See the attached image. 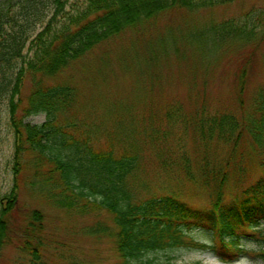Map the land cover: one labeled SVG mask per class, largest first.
I'll use <instances>...</instances> for the list:
<instances>
[{
	"label": "rangeland",
	"instance_id": "1",
	"mask_svg": "<svg viewBox=\"0 0 264 264\" xmlns=\"http://www.w3.org/2000/svg\"><path fill=\"white\" fill-rule=\"evenodd\" d=\"M22 4L23 0H0V10L9 20L5 29L10 28V22L16 31L20 28L19 23L24 21ZM227 20L234 22V27L241 24L245 30L237 35L213 31V25ZM34 28L33 34L41 24L36 23ZM249 29L256 30L252 40L246 37ZM22 50L25 52L26 48ZM47 82L68 84L76 90V102L66 116L87 124L85 127L97 137L94 146H105L108 132L120 139L124 132L131 135L130 141L116 143L115 148L120 154L122 149L135 147L139 154V165L127 178L133 197L174 193L188 205L205 209L212 191L202 184L201 157L206 151L212 164L211 161L228 155L231 145L215 139L211 144L202 142L194 131L198 113L204 108L210 114L231 112L239 119L243 113H250L252 98L264 86V0H228L197 9L172 7L135 29L102 41ZM29 85L25 81L22 97L28 93ZM240 90L242 107L238 101ZM5 100L1 102L4 105L0 120V209L1 198L13 185L10 160L14 139ZM117 119H121L120 125ZM45 120V113H38L23 121L41 124ZM255 151L244 131L229 166L225 203L233 201L241 188L262 176ZM18 184L17 200L10 213L11 241L0 250V264L28 263L27 253L20 249L24 235L21 229L35 208L44 215L36 238L37 242L41 238L43 245L36 264L119 263L113 239L104 233H92L100 226L112 229L110 215L104 211L79 215L56 207L40 193L28 162ZM262 222L260 227H264ZM186 233L185 243L143 258L153 259L154 264L260 263L249 255L225 261L210 248L188 243L191 238L213 245L215 238L210 230L195 227ZM241 244L247 250L258 247L245 235L241 236Z\"/></svg>",
	"mask_w": 264,
	"mask_h": 264
},
{
	"label": "trees",
	"instance_id": "2",
	"mask_svg": "<svg viewBox=\"0 0 264 264\" xmlns=\"http://www.w3.org/2000/svg\"><path fill=\"white\" fill-rule=\"evenodd\" d=\"M226 1L23 0L24 21L17 31L11 22L10 28L5 29L9 20L0 10V120L4 105L1 102L6 99L8 126L14 139L10 160L13 185L1 198L0 250L11 241L10 213L17 200L19 176L28 162L40 193L56 207L79 215L104 211L111 216L112 229L100 226L92 233H104L113 239L118 264H154L153 259L145 260L143 256L185 243L186 230L195 227L210 230L215 241L207 245L190 238L192 247L210 248L225 261L249 255L264 264V227H260L264 220V86L252 98L250 113L244 116L242 112L241 119L231 112L210 114L204 108L198 113L194 131L202 142L211 144L215 139L231 145L228 155L211 161L212 164L204 151L200 175L212 197L207 208L199 209L174 193L133 197L127 178L138 167L139 154L135 147L122 149L120 154L115 148L116 143L130 141L131 135L124 132L120 139L108 132L105 146H94L97 137L85 127L87 124L66 116L76 102V90L68 84L47 82L102 41L135 29L163 11L172 7L197 9ZM48 7L51 10L47 11ZM10 19L13 21L14 16ZM36 23L41 28L33 34ZM235 26L227 20L212 29L233 35L245 30L241 24ZM255 34L256 30H246L249 40ZM240 77L242 84L244 70ZM27 80L29 90L22 97ZM241 93L242 90L238 95L240 107ZM38 113H45L43 123L23 121ZM120 121L117 119L118 125ZM244 131L256 150L262 176L241 188L233 201L225 203L229 166ZM26 154L29 160L25 162ZM182 168L190 176L188 168ZM43 219L41 210L32 209L21 229L24 235L20 249L29 257L27 264H36L41 254L42 241L40 238L37 242L36 238ZM242 235L255 242L257 249H245Z\"/></svg>",
	"mask_w": 264,
	"mask_h": 264
}]
</instances>
